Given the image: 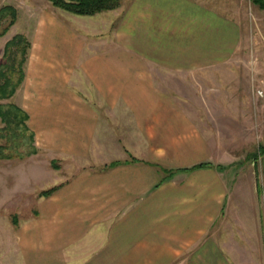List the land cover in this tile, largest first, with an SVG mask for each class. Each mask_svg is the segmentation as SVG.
<instances>
[{
    "label": "crops",
    "instance_id": "obj_1",
    "mask_svg": "<svg viewBox=\"0 0 264 264\" xmlns=\"http://www.w3.org/2000/svg\"><path fill=\"white\" fill-rule=\"evenodd\" d=\"M127 3L94 17L46 14L48 24L37 26L42 46H34L40 56L29 63L31 76L50 88L40 89L36 103L30 91V128L51 150L73 156L114 145L118 156L105 165L119 164L81 171L59 186L21 240V249L30 248L26 264L222 262L214 228L228 213L225 168L178 171L162 181V168L212 163L213 149L179 92L160 82L166 74L228 64L241 40L239 24L199 0ZM73 78L91 88L77 89ZM39 111L44 126L34 121ZM183 256L192 259L178 260Z\"/></svg>",
    "mask_w": 264,
    "mask_h": 264
},
{
    "label": "rangeland",
    "instance_id": "obj_2",
    "mask_svg": "<svg viewBox=\"0 0 264 264\" xmlns=\"http://www.w3.org/2000/svg\"><path fill=\"white\" fill-rule=\"evenodd\" d=\"M129 1L121 0V6L116 10L119 11ZM199 1L212 5L239 24L240 43L228 64L202 74L176 75L174 78L166 74L160 83L179 92V100L211 144V164L221 167V170L225 168L223 181L230 189L228 213L214 228L222 254L220 264H264V239L260 238L264 233V193L260 196L256 191L263 189L264 184V155L260 154L264 146V10L254 5L252 0ZM5 5L17 10V19L0 37V64L6 44L16 35H23L30 48L21 86L11 99L0 100V104L12 102L25 108L29 116L28 128L33 131L28 110L30 95L38 94L34 98L36 103L41 98L40 89L50 88L47 81H35L31 76L29 63L37 62L40 56V50L37 51L40 47L34 49V46H42L38 39L43 33H36V29L39 24H48L46 14L61 20V13L67 11L53 6L50 0H0V8ZM9 20L7 17L3 21L0 30L9 24ZM36 67V71H44L46 66L38 64ZM70 83L80 90L91 88L85 80L73 78ZM39 112L34 115V121L44 126L43 114ZM4 127L0 117V145L12 144V150L15 148L13 143L7 137L3 138L7 135ZM16 139L20 145L15 150L25 156L0 159V264H26L24 256L30 253V248L21 249V240L24 233L29 232L31 221L45 215L47 202L51 200L50 196H41L42 191L63 186L84 170L105 172V164L111 162V155L118 156L114 145L100 146V149L92 145L87 154L69 155L51 150L36 135L33 146L37 152L26 154L30 149L28 141ZM122 147L124 150L125 146ZM125 159L130 161L134 158L125 155ZM163 165L172 167L166 162ZM161 176L159 173V180ZM180 179L181 175L175 178ZM191 259L183 256L178 260L189 263ZM195 260V264H206L207 261L202 257Z\"/></svg>",
    "mask_w": 264,
    "mask_h": 264
},
{
    "label": "trees",
    "instance_id": "obj_3",
    "mask_svg": "<svg viewBox=\"0 0 264 264\" xmlns=\"http://www.w3.org/2000/svg\"><path fill=\"white\" fill-rule=\"evenodd\" d=\"M50 2L55 7L79 16H93L102 12L116 10L121 6V0H50ZM252 2L254 5L264 10V0H252ZM7 17L10 18L9 24L0 30V37L16 22L17 10L11 5H5L0 8V25H3V21ZM29 48L30 45L23 35H16L6 44L3 62L0 64V100L11 99L21 86L25 77L24 65L27 60ZM0 117L5 124L3 131H5V133L7 132V135H4V137L2 135V137H7L8 141L15 146V148L11 150L10 145L12 144L0 145V159L23 158L25 156V154L18 153V151L15 150L18 149L16 146L20 145L16 138H23L28 141L30 149L26 154L37 152L36 148L33 146L35 135L34 132L28 128L27 121L29 116L24 109L12 102L1 103ZM14 139L16 140L14 141ZM9 148L10 150H8ZM260 154L264 155V146ZM132 161H135V159H132ZM118 164L119 162H113L110 165H106V168L114 167ZM210 165L212 164L206 162L181 170L162 168L161 170L165 173V178L162 181L171 178L178 171H193ZM58 188L59 187L55 186L44 190L40 195L49 197L54 194Z\"/></svg>",
    "mask_w": 264,
    "mask_h": 264
},
{
    "label": "built area",
    "instance_id": "obj_4",
    "mask_svg": "<svg viewBox=\"0 0 264 264\" xmlns=\"http://www.w3.org/2000/svg\"><path fill=\"white\" fill-rule=\"evenodd\" d=\"M259 94H262V92H261V91H259Z\"/></svg>",
    "mask_w": 264,
    "mask_h": 264
}]
</instances>
